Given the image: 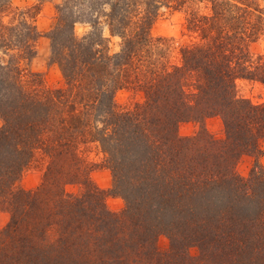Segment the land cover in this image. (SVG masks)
I'll return each instance as SVG.
<instances>
[{"label": "trees", "instance_id": "obj_1", "mask_svg": "<svg viewBox=\"0 0 264 264\" xmlns=\"http://www.w3.org/2000/svg\"><path fill=\"white\" fill-rule=\"evenodd\" d=\"M38 9L0 0V264H194L192 246L202 264H264V168L235 169L242 154L262 153L264 102L238 97L236 80L264 85V55L252 50L264 0H60L45 34L55 86L31 69ZM164 9L182 11L195 39L176 53L172 38L151 33ZM79 22L89 25L81 36ZM212 114L224 138L178 134ZM93 145L109 194L124 202L118 213L90 177ZM31 165L42 174L27 191L18 184Z\"/></svg>", "mask_w": 264, "mask_h": 264}, {"label": "rangeland", "instance_id": "obj_2", "mask_svg": "<svg viewBox=\"0 0 264 264\" xmlns=\"http://www.w3.org/2000/svg\"><path fill=\"white\" fill-rule=\"evenodd\" d=\"M60 0H10L12 8L24 9L31 6H38V12L34 17V24L37 30L41 33L40 38L36 43V55L31 62V69L41 72L46 83L50 86L58 85L61 81V75L57 66L49 61V39L45 35L46 32L52 27L55 22V5ZM79 28V31L77 29ZM77 35L81 36L88 32L89 25L87 23H76L74 26ZM103 35L108 40V47L111 53L119 50L120 38L118 36H110L108 29L103 26ZM151 33L154 36H164L172 38L176 53L179 46L186 44L191 40H195L190 36V33L186 29L185 14L182 11L164 9L162 16L155 22L151 29ZM252 50L256 54L264 55V34L263 36L253 44ZM176 55L175 59L177 60ZM190 85L192 81L190 80ZM191 90V88L189 89ZM197 91V90H194ZM193 91V92H194ZM236 94L238 97L245 98L252 103L264 102V85L254 80H236ZM128 93L125 91H119L116 95V101L118 104H124L128 99ZM194 94H190V99L194 98ZM139 99V97H136ZM205 129L204 133H207L212 139L219 140L225 137L224 123L222 117L219 114H212L204 118L202 121L185 120L179 124L178 134L181 137H191L198 135L202 129ZM259 148L261 154L252 156L249 154H242L236 164V172L243 177H247L254 162L257 161L259 165L264 168V138L259 141ZM89 161L94 163V168L90 173V177L94 184L105 192V204L109 211L118 213L122 210L124 202L120 197L109 194V189L112 187V175L110 170L106 167L105 155L100 151V148L93 145L85 153ZM42 170L31 165L22 174L19 186L20 188L30 191L34 190L40 182ZM70 192L76 191L75 186H68ZM8 221V214L4 211H0V228H2ZM170 239L166 235H159L157 237L156 246L160 252H166L170 247ZM204 253L196 246H192L188 250V255L194 262V264H202L204 259ZM196 261V262H195Z\"/></svg>", "mask_w": 264, "mask_h": 264}, {"label": "clouds", "instance_id": "obj_3", "mask_svg": "<svg viewBox=\"0 0 264 264\" xmlns=\"http://www.w3.org/2000/svg\"><path fill=\"white\" fill-rule=\"evenodd\" d=\"M77 31H79V28L77 29Z\"/></svg>", "mask_w": 264, "mask_h": 264}]
</instances>
